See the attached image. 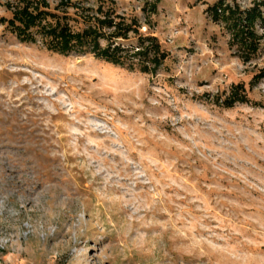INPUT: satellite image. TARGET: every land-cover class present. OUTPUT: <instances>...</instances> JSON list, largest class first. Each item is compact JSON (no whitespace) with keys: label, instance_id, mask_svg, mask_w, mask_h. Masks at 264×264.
I'll return each mask as SVG.
<instances>
[{"label":"rangeland","instance_id":"1","mask_svg":"<svg viewBox=\"0 0 264 264\" xmlns=\"http://www.w3.org/2000/svg\"><path fill=\"white\" fill-rule=\"evenodd\" d=\"M115 1L169 54L157 76L0 23V264H264V106L213 102L264 67L212 14L252 0H162L151 29Z\"/></svg>","mask_w":264,"mask_h":264},{"label":"trees","instance_id":"2","mask_svg":"<svg viewBox=\"0 0 264 264\" xmlns=\"http://www.w3.org/2000/svg\"><path fill=\"white\" fill-rule=\"evenodd\" d=\"M162 0H145L141 11L151 29V16L159 14ZM115 0H9L5 9L9 17L0 23L23 44L63 56L91 55L128 71L157 76L169 59L160 40L151 32H141L137 17H126ZM264 0H252L247 8L238 4H217L212 8L216 19H222L231 33L229 47L244 64L258 55L264 40ZM257 28H261L259 34ZM264 85V67L257 70L248 86H231L224 97L213 102L224 108L237 105L263 107L254 102L251 93Z\"/></svg>","mask_w":264,"mask_h":264}]
</instances>
